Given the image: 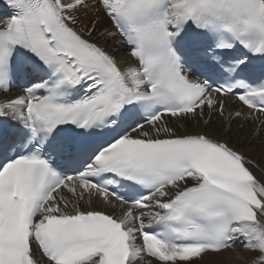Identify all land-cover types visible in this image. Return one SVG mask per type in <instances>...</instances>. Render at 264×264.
<instances>
[{"label":"snow or ice","instance_id":"6c2138e0","mask_svg":"<svg viewBox=\"0 0 264 264\" xmlns=\"http://www.w3.org/2000/svg\"><path fill=\"white\" fill-rule=\"evenodd\" d=\"M0 264H264V0H2Z\"/></svg>","mask_w":264,"mask_h":264},{"label":"bare ground","instance_id":"6f19581e","mask_svg":"<svg viewBox=\"0 0 264 264\" xmlns=\"http://www.w3.org/2000/svg\"><path fill=\"white\" fill-rule=\"evenodd\" d=\"M95 16V13L94 12H91L89 11L88 12V15L85 16L83 13H81V19L84 21V22H88L89 20H91L93 17ZM107 26V21H102L100 26H99V30L97 32V36L99 37L100 36V33L101 31L103 30V28ZM99 42L102 44V41L99 40ZM250 154L255 156L257 159H259V154H260V148L253 144L250 148Z\"/></svg>","mask_w":264,"mask_h":264},{"label":"rangeland","instance_id":"374dc122","mask_svg":"<svg viewBox=\"0 0 264 264\" xmlns=\"http://www.w3.org/2000/svg\"><path fill=\"white\" fill-rule=\"evenodd\" d=\"M106 21V20H105ZM100 41H102V44L104 43V40H103V38L101 37L100 38ZM109 47H111V46H109Z\"/></svg>","mask_w":264,"mask_h":264}]
</instances>
